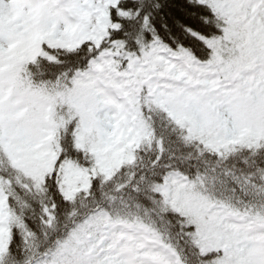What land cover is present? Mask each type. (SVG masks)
Segmentation results:
<instances>
[{
	"label": "snow or ice",
	"instance_id": "snow-or-ice-1",
	"mask_svg": "<svg viewBox=\"0 0 264 264\" xmlns=\"http://www.w3.org/2000/svg\"><path fill=\"white\" fill-rule=\"evenodd\" d=\"M0 264H264V0H0Z\"/></svg>",
	"mask_w": 264,
	"mask_h": 264
}]
</instances>
